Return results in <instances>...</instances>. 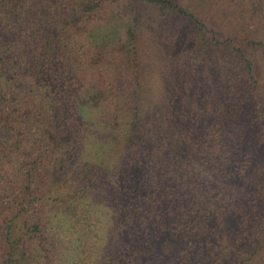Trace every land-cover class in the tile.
Wrapping results in <instances>:
<instances>
[{"label":"trees","instance_id":"obj_1","mask_svg":"<svg viewBox=\"0 0 264 264\" xmlns=\"http://www.w3.org/2000/svg\"><path fill=\"white\" fill-rule=\"evenodd\" d=\"M112 4L0 0V264H252L264 220L233 203L264 184V126L236 157L234 134L220 135L228 154L207 153L194 120L164 139L161 122L159 132L147 122L141 81L149 53L183 68L211 42L257 92L263 35L218 39L178 0H129L130 10L169 11L168 33L150 15L124 30Z\"/></svg>","mask_w":264,"mask_h":264},{"label":"rangeland","instance_id":"obj_2","mask_svg":"<svg viewBox=\"0 0 264 264\" xmlns=\"http://www.w3.org/2000/svg\"><path fill=\"white\" fill-rule=\"evenodd\" d=\"M190 12L198 15L215 32V37L226 40L227 38L261 37L264 41V0H178ZM129 0H113L110 12L111 22L124 24V27H133L136 17L140 21L150 15L157 23L156 29L163 33L170 31L173 23L172 14L169 11H149L140 8L138 11L128 8ZM133 6V5H132ZM141 13V14H138ZM149 18L152 20L153 18ZM146 27L150 25L142 23ZM172 27V26H171ZM172 33L167 36L171 37ZM160 35L158 38L159 39ZM163 44V43H161ZM146 46V44H144ZM148 52L150 48L144 47ZM160 49V48H159ZM155 51V50H154ZM253 60L256 66V74L260 81L257 92L252 90L251 84L245 79L241 68L234 65L229 52L216 48L211 42L202 56V61L192 62L181 67H176L161 56V51L149 53L142 63V81L151 100L152 108L148 119L149 127L159 132V124L163 125V138L171 137L177 130L176 122L185 126L193 124V120L201 128L199 135L204 134L205 142H209L207 153H229L223 145L232 146V156L240 154V150L257 141L258 131L264 126V120L260 116L261 105L264 103V47H256L253 51ZM23 96L30 95L29 90L33 87L25 79L13 81ZM262 86V88H261ZM157 105V106H155ZM89 117H95L94 113H88ZM172 117H175V121ZM164 118V119H162ZM165 120H169L166 125ZM226 125L225 129H221ZM234 125L238 127L235 130ZM232 126V128H231ZM191 128V127H190ZM151 134V133H150ZM227 142L221 143L220 135L231 136ZM237 135V136H235ZM238 137L243 146L239 148L234 144ZM223 144V145H222ZM201 149V144L199 145ZM224 149V150H223ZM202 153V150H200ZM238 152V153H237ZM206 153V154H207ZM263 153V150L262 152ZM234 160V159H233ZM201 162V159L198 161ZM235 163V162H233ZM228 166V165H227ZM235 164L228 168L234 169ZM245 196H240L234 201L235 209L251 218L264 220V184L250 188ZM223 203V202H222ZM221 202L217 205L220 206ZM230 201L223 203V209H229ZM252 264H264V252Z\"/></svg>","mask_w":264,"mask_h":264}]
</instances>
